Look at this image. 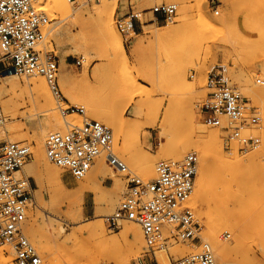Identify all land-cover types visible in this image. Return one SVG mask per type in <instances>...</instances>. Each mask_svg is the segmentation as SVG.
I'll use <instances>...</instances> for the list:
<instances>
[{
  "label": "rangeland",
  "instance_id": "1",
  "mask_svg": "<svg viewBox=\"0 0 264 264\" xmlns=\"http://www.w3.org/2000/svg\"><path fill=\"white\" fill-rule=\"evenodd\" d=\"M50 1L52 8L45 4L46 7L45 1L41 8H37L44 11L51 21L46 27L48 34L43 41L45 46H41V49L51 52L57 60V83L64 99L60 103L61 109L68 106L82 108L84 115L79 117L72 114L62 119L58 105L41 76L17 77L19 85L24 87L32 78L42 79L52 99L55 114L67 123L78 121L76 125H80L83 121L93 120L91 116L94 114L101 116L111 111V107L116 113H122L121 123L124 128L121 133L115 132L104 122L94 121L112 131L113 151L128 169L141 179L150 180L155 176V164L161 160H170L162 156L160 146L166 142L178 144L190 134L178 105L186 100L184 98L187 95L184 83L179 79V75L184 74L185 84L194 89V99L187 102L191 106L195 123L216 131L219 140V149L211 160V171L206 178L210 207L201 204L198 212L190 207L200 226V237L213 251L212 245L205 239V222L210 220L209 223L217 225L220 220H226L228 228L219 232L218 240L221 244L230 245L234 251L224 259L213 251L216 264H264V87L256 84L248 86L264 77V0H198V4L186 0V6L189 7L188 20L180 29L181 35L170 48L160 52L155 48L154 38L147 32L181 26L177 0H165L178 6L172 23L145 25L134 35L126 36L117 32L116 19L127 14L130 9L140 11L149 8L154 1L148 0V5L142 7L141 1L113 0L110 19L124 48V58L112 56L105 46L97 50L92 47L90 55L84 56L82 50L76 49L67 40L75 39L85 31L87 40L92 45V42H96L98 22L89 14L92 15L94 4H102L104 0H92L82 6ZM197 8L215 28L203 25ZM61 30L65 32L64 39L67 41L58 44L55 37ZM138 43H141V47L135 52L134 45ZM152 44L154 50H151ZM217 67L225 68L229 85L247 101L249 111L242 122L241 134L252 137L254 144L245 150L240 149L228 133L205 125L198 115V107L207 94L206 77L212 68ZM126 76L136 79L139 88L149 94L147 99L131 98L124 87ZM84 77L86 82L83 81ZM67 79H71L73 84ZM4 100L0 96V105ZM21 100L25 107L20 108L11 121L15 126L20 125L21 140L13 143L29 147L31 158L26 163L29 165L33 162L34 134L43 133V145L44 137L51 132L44 130L37 111L30 112L27 96L23 95ZM157 109L158 117L153 127L152 118ZM166 109L170 110L171 118L161 125ZM253 114L259 118L256 125L249 119ZM3 115L7 122L4 112ZM65 131L64 126L56 132ZM1 137L5 138V135ZM226 138H229L228 142ZM193 152L191 150L190 153ZM194 154L198 158V173L200 158ZM147 161L149 170L144 165ZM46 162L53 171L44 175L38 184L34 183L24 168L17 174L29 178L34 184L26 229H33L40 234L47 250L39 248L26 235L38 252L41 264H133L144 257L146 246L143 239L139 244L122 239L127 227L133 226L140 230L138 225L123 222L119 230L109 231L104 223L105 217L113 213L125 197V179L122 174L108 166L96 173V166L105 163L103 157H99L87 175L74 182L65 179L60 169ZM56 176L62 179L63 187L58 185ZM92 224L102 225L107 246L100 245L83 232L84 228ZM0 250L3 258H8V264H11L13 257L9 249L0 246ZM197 251V241H176L165 251L155 253L154 258L157 264H174ZM151 258L149 264H155Z\"/></svg>",
  "mask_w": 264,
  "mask_h": 264
},
{
  "label": "built area",
  "instance_id": "2",
  "mask_svg": "<svg viewBox=\"0 0 264 264\" xmlns=\"http://www.w3.org/2000/svg\"><path fill=\"white\" fill-rule=\"evenodd\" d=\"M91 1L67 0L73 6ZM153 1L149 8L130 9L116 19L118 33L126 36L142 30L144 25L170 24L175 20L176 3ZM35 2L0 0V78L41 76L62 119L72 114L83 117L82 108L60 107L64 99L57 83L58 63L51 52L41 49L48 34L46 27L51 21L44 11L35 7ZM255 84L264 87V77L256 79ZM205 88L207 94L198 107V115L204 124L228 133L242 150L252 146L253 138L241 134L242 122L249 111L247 101L229 85L225 68H212L206 77ZM249 119L254 125L259 122L254 114ZM64 122L67 125L65 132L47 134L43 139L46 160L60 169L65 179L74 182L82 180L99 157H103L112 170L123 175L125 197L120 206L105 217L104 223L109 231L119 230L123 222L140 227L146 252L133 264H149L151 256L157 264L154 254L165 251L176 241H197L198 251L174 264H216L212 248L200 237V226L187 205L198 166L194 153L179 161H158L154 168L155 177L144 180L133 174L115 155L113 135L108 127L94 120L83 121L80 125ZM4 124L0 106V128ZM229 138L225 141L228 142ZM30 158L29 147L19 143H0V246L11 252V264H41V258L25 232L34 184L23 175L17 176Z\"/></svg>",
  "mask_w": 264,
  "mask_h": 264
},
{
  "label": "bare ground",
  "instance_id": "3",
  "mask_svg": "<svg viewBox=\"0 0 264 264\" xmlns=\"http://www.w3.org/2000/svg\"><path fill=\"white\" fill-rule=\"evenodd\" d=\"M44 1H45L44 5L46 4L47 6H49V8H52V5L50 4L51 3L50 0H36L35 7L41 8V4ZM57 1L68 3L67 0H57ZM130 1H141L142 7H145L146 5H148V0H130ZM187 1L177 0L178 6L180 9V14H181V26L179 28L170 27V28H165V29H162L156 32H150V31L147 32V34H150L151 37L154 38L155 48L157 49L158 52L164 50L165 48H170L181 35L180 29L183 26V24H185L188 20V8L189 7H187L188 5L186 6ZM193 1L196 4H198V0H193ZM112 5H113V0H104V3L102 4L96 3L94 4V8H92V11H93L92 15L89 14V17L94 16L95 21L98 22V24L96 25L97 26L96 27L97 40L96 42H92L93 45L90 43L89 40H87L88 35L85 31L81 32L77 38L75 37V39H72V40L67 39L72 42L73 46L76 49L82 50L84 56L90 55V51L92 50V47H94L93 50H97L105 46V47H108V49L111 51L112 56L124 58V48L122 46L121 41L119 40V37L110 19L111 12H112ZM197 12L202 17L203 25L210 27V28L216 27L212 22L208 21L203 16L199 8H197ZM220 23H223V21H221ZM64 37H65V32L61 30L57 33L55 37V41L58 44L66 43L67 40H65ZM41 46L44 47L45 43H43ZM140 47H141V43L134 45L133 51L137 52L140 49ZM151 50H154L153 44L151 45ZM16 79L17 77L15 76H8L5 78H0V96L3 99H5L0 106H2V109H1L2 112H4L7 116V120H6L7 122H5L3 127L0 128V142L6 141V142L13 143V142H19L21 140V137H19L20 125L15 126L11 124V121L17 115L18 110L20 108L25 107V103L22 102L23 99L21 100V97L23 95H26L29 100L28 105L30 106V109H31L30 112L37 111V114L40 115V118H39L40 124L44 127L45 131H48L51 133H61V132H56V131L58 130L61 131L62 127L64 126L67 129L66 123L64 121H61L59 117L55 114V108L53 106L52 99L42 79L32 78L31 81H28L24 87H21L18 81H16ZM179 79L181 82L184 83L185 93L187 95H186V98H184V100L185 99L186 100L182 101L180 104L178 103V105H180L179 106L180 114L182 115L184 123L189 129L190 134L187 139L180 141L178 144H174V143L172 144L171 142H166L165 145L162 144L160 146V153L162 154L164 158L170 159L172 161L178 160L183 156L185 157L187 154L191 152V150L194 151L193 153H196L197 155H199L200 164H199V170L197 173V180L194 183L192 194L187 202V205L189 207L197 210L198 212L199 206L201 204H205L207 208L210 207L211 199L209 197L208 182L206 178H207V175L211 171V160L216 155L215 154L216 151L219 149V146H218L219 140H218V134L216 131L209 130L195 123L191 106L187 102L189 101V99L191 100V98L194 97L193 86L185 84L184 74H180ZM254 79H255V76H254ZM67 80L69 81V83L73 84L72 83L73 81L71 79H67ZM83 81L84 82L87 81L86 77L83 78ZM254 84L255 82H251L250 84H248V86L252 87L254 86ZM124 87H125L126 92L131 96V98L132 97H144L145 99H147L149 96V94L145 93L139 88L136 79L133 77L126 76L124 78ZM83 108L85 107L83 106ZM111 108H112L111 111L101 116L94 114L93 116H91V119L104 122L108 126H110V128L114 129L115 132L121 133V131L124 128L123 124L121 123L122 113H116L114 111V108L113 107ZM158 111L159 110L157 109L155 117L152 118L153 122L151 126L153 127L156 124V119L158 117ZM139 112H136V115H139ZM170 118H171V112L169 109H166L163 113L161 125H164L167 121L170 120ZM62 122L64 123V126ZM69 124L76 125L78 124V121H75L74 124L72 123H69ZM2 134L5 135V138L3 137L4 139L1 137ZM42 136H43L42 132H36L34 134L33 136V144H34L33 162L32 164H29V165L25 164L22 167L24 168V170H26L29 177L32 178L35 184L40 183L44 175H47L53 171V168L49 166V164H47L46 162L47 160L44 154V147L41 143ZM163 137L165 136L163 135ZM164 139L166 140V137ZM148 162L149 161L144 163L147 170L150 169V165L148 164ZM106 166L108 165L105 164L104 162L99 163V165H97L95 168V172L97 173L101 169L105 170ZM56 181L60 187H63V181L60 177L56 176ZM199 215H200V212H199ZM36 221L38 220L36 219ZM209 221L205 222V227H206L205 239L212 245L214 253L219 255L221 259H224L227 255H229L231 252L234 251V248L230 247V245L221 244L218 240L219 232L228 228V225H227L228 223L226 220H220L219 223H216L217 225H214V224L209 223ZM103 229L104 228L102 227L101 224H92L84 228L83 232H85L89 237H91L93 240H95L100 245L107 246L108 243H107V240L105 239ZM25 232L27 235L31 237V239L37 244L39 248L47 250L45 245L43 244V239L40 234L35 232L33 229H26ZM122 239L125 241L130 240L132 244H135V243L139 244V242H141L143 237H142L141 231L138 228L129 226L123 231ZM8 262H9V259L3 258L2 252L0 250V264H8Z\"/></svg>",
  "mask_w": 264,
  "mask_h": 264
},
{
  "label": "crops",
  "instance_id": "4",
  "mask_svg": "<svg viewBox=\"0 0 264 264\" xmlns=\"http://www.w3.org/2000/svg\"><path fill=\"white\" fill-rule=\"evenodd\" d=\"M69 180V179H68Z\"/></svg>",
  "mask_w": 264,
  "mask_h": 264
}]
</instances>
